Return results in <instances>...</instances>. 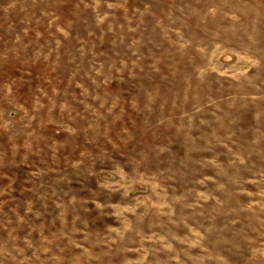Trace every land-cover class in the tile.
Returning a JSON list of instances; mask_svg holds the SVG:
<instances>
[{
    "label": "rangeland",
    "instance_id": "rangeland-1",
    "mask_svg": "<svg viewBox=\"0 0 264 264\" xmlns=\"http://www.w3.org/2000/svg\"><path fill=\"white\" fill-rule=\"evenodd\" d=\"M0 264H264V0H0Z\"/></svg>",
    "mask_w": 264,
    "mask_h": 264
}]
</instances>
